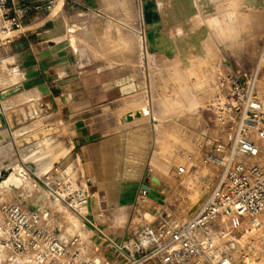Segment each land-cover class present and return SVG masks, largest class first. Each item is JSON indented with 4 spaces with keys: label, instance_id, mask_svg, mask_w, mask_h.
I'll use <instances>...</instances> for the list:
<instances>
[{
    "label": "crops",
    "instance_id": "1",
    "mask_svg": "<svg viewBox=\"0 0 264 264\" xmlns=\"http://www.w3.org/2000/svg\"><path fill=\"white\" fill-rule=\"evenodd\" d=\"M155 1L162 32L172 37L181 55L185 54L181 42L167 31L180 30L178 14H189L192 5L196 7L209 2ZM133 2L57 0L54 8L47 12L45 0H8L9 10L23 13L24 21L14 32V40L0 47V69L8 72L2 71L0 79L12 81L0 86V97L10 93L8 98L0 99V107L8 122L9 113L15 111L11 115L12 122H9L11 128L0 130V170L7 166L13 171L18 166L24 168V159L37 154L35 142L31 138L25 141L31 136V126L36 124L41 144L44 138L49 137L44 127L39 125L41 120L45 121L46 127L60 129L69 147L66 156L80 165L85 176L83 184L94 194L87 208L88 219L117 238L118 225L125 219L127 208L136 205L139 189L145 181L156 176L160 180L157 186L160 191L166 193L171 190L166 178L174 175L176 164L170 153L165 155L159 151V141L165 133L166 118L172 115L170 110L183 102L179 90L176 97L165 95L161 100V110L151 119L145 95L126 97L144 91L149 63L141 40L122 35L118 38L117 35L118 30L130 32L128 36L137 34L131 26L135 19L126 17L135 9ZM231 4H242V7L236 11L226 9L205 13H255L245 5L258 8L264 5V1L245 3V0H231ZM106 25L113 32V39L104 45L96 36ZM182 29L185 30L184 27ZM187 69L191 75L194 74V68ZM225 70L231 71L229 68ZM178 87L183 88L180 83ZM5 101L17 104L7 107ZM21 109L28 112L30 119H22ZM121 109L123 113L119 121L117 112ZM138 111L141 113L139 116L136 115ZM41 114H44V119H36ZM127 114H132L133 119H125ZM62 157L65 156L55 161ZM51 159L54 156L48 148L46 153L33 158L34 161L26 166L32 170L36 163L44 173L51 167ZM28 175L24 178L27 183L24 186L9 188L0 185V190L24 192L25 195L37 191L38 186ZM38 195L44 196L40 199H49L50 205L57 200L44 189L41 194L37 191Z\"/></svg>",
    "mask_w": 264,
    "mask_h": 264
},
{
    "label": "built area",
    "instance_id": "2",
    "mask_svg": "<svg viewBox=\"0 0 264 264\" xmlns=\"http://www.w3.org/2000/svg\"><path fill=\"white\" fill-rule=\"evenodd\" d=\"M56 3L45 0L44 9L50 12ZM23 21V13L11 12L8 0H0V47L14 40ZM263 66L264 39L252 71H219L218 91L203 108L205 126L197 139L201 164L214 171L184 223H144L133 235L117 238L88 219L94 194L84 186L83 171L72 157L54 161L44 173L36 163L30 170L23 162L42 189L82 216L97 240L61 234L54 212L28 199L2 202L0 264H237L223 247L231 241L228 236L264 229V103L257 91ZM7 125L10 127L0 107V128ZM207 142L214 145L207 149ZM184 158L173 176L183 177L195 167L192 155ZM10 170V166L0 170V185ZM159 183L156 176L145 181L136 205L164 201L166 193L157 188ZM27 197L33 200L32 194Z\"/></svg>",
    "mask_w": 264,
    "mask_h": 264
},
{
    "label": "rangeland",
    "instance_id": "3",
    "mask_svg": "<svg viewBox=\"0 0 264 264\" xmlns=\"http://www.w3.org/2000/svg\"><path fill=\"white\" fill-rule=\"evenodd\" d=\"M207 1L209 2L208 4H197L196 7L192 5L191 13L189 14H178L177 22L180 30L167 31L171 35L174 34L176 40L181 42L182 50L185 54L181 55L179 51H176L174 55L166 57L163 54L148 51L145 46V36L148 27L142 18L143 0H134L133 4L135 9L133 13L126 14V17L129 19H135V23L131 24V26L137 34L131 33V36H128L130 32L117 31L118 38L122 35L132 40H141L144 44L143 50L149 58L146 74L147 83L145 84L144 91L126 97L131 98L137 95H145L147 107L152 119L161 110V100L165 95L176 97V91H181L179 96L183 102L178 108L171 109L170 112L172 115L166 118L165 133L159 141V151L165 155L170 153L174 157L176 165L185 163L184 157L186 155H192V164L195 165L193 170H190L183 177L170 176L166 178L171 186V190L170 192H166L164 201H148L145 205L140 204L128 207L124 217L125 219L118 225V238L133 235L139 226L144 223L152 222L158 225L171 226L182 224L188 219L189 208L197 202L200 198L199 196L208 188L214 171L212 167L201 164V152L198 149L199 143L197 139L199 138L198 133L205 126V112L203 108L218 91L219 71L229 68L233 72L245 73L252 71L256 65L259 50L264 39V8L262 7L264 5H260V8L245 5L246 8L256 12L237 14L243 25V32L238 40L233 41L231 39L232 33L230 31L231 22L229 20V14H210L205 12L226 9L236 11L242 4L232 6L231 0ZM252 1L245 0V3ZM229 2L230 4H228ZM213 17L216 18V23L212 27H209L207 23H201V21H208ZM131 22L129 21V23ZM183 27L185 30L182 29ZM96 38L100 40L101 44L106 45L109 40L113 39V32L106 25ZM119 49L120 47H117V50ZM188 67L194 68V74L191 75L189 73ZM2 71L8 73L6 70L0 69V78ZM10 82L12 81H2L0 79V86L1 84H8ZM179 83L182 84L183 88L178 87ZM183 91H187L186 94H182ZM257 91L260 99L264 103V66L258 76ZM4 104L9 107L17 104V102L11 103L5 101ZM21 113H23V120L30 119V115L24 109H21ZM122 113L123 109L117 112L119 121ZM12 114H15V111L14 113H9V122H12ZM16 115L19 116L18 112H16ZM41 115L36 119L45 117L44 114ZM27 123L29 122H25V124ZM45 124L44 120H41L39 124L49 133V137L44 138L42 144L38 142V133L35 130L36 124L31 126V136L25 138V141L31 138L35 142V151H37L34 157L28 160L24 159L26 165H30V161L33 158L46 153L48 148L51 149V153L54 156V159H51L52 163L58 158H61V156H66V149H69V147L64 142L60 129L53 126L46 127ZM180 125L181 127H179ZM10 128L7 125L1 127L0 130ZM50 133L53 134L51 135L54 136L53 138L50 137ZM20 145L23 146L24 143L21 141ZM205 145L207 149H210L214 144L207 142ZM189 166L190 164H188ZM38 170L41 172L39 166ZM10 171L12 172L13 169ZM28 176L38 186L39 189L37 191L41 194L43 189L39 183L31 175ZM37 191L29 193L32 194L33 198V200H29L27 197L28 194L25 195L24 192H5L0 190V222L3 220L1 210L2 202L24 201L28 199V202H33L37 207L42 205L54 212L57 220L56 223L59 224L61 234L65 232L68 224L70 226L73 225L74 220L76 224L79 223V231L72 232L83 236H94L96 238L89 225L84 223L75 212L68 209L61 202L58 203L56 208L50 207L49 199H40L44 198V196L38 195L37 197ZM146 213H150L151 215L147 216ZM262 217L264 219V213ZM62 222H64L63 228L60 225ZM242 233L230 234L228 237L231 241L223 243V247L230 251L237 264H264V229L255 232L244 231Z\"/></svg>",
    "mask_w": 264,
    "mask_h": 264
},
{
    "label": "bare ground",
    "instance_id": "4",
    "mask_svg": "<svg viewBox=\"0 0 264 264\" xmlns=\"http://www.w3.org/2000/svg\"><path fill=\"white\" fill-rule=\"evenodd\" d=\"M142 12H143V20L148 27V30L145 36V42H146V47L148 51L160 52L167 57L174 55L177 51V48L174 46L172 37L164 34L161 30V20H160V15L157 10L156 1L155 0H143ZM35 114L38 115V112H36ZM136 115L139 116L141 115V113L138 111ZM125 119L127 120L133 119L132 114H127L125 116ZM27 175H28V172L24 168L18 166L17 168L14 169V171L6 175L1 185L5 187H9V188H19L27 184L24 179L25 177H27ZM55 202L56 204L50 205V207L56 208L58 203H60L58 200H56ZM76 214L82 219V216L80 214L78 213ZM78 224L79 223L76 224L74 222L72 226L68 224L63 234L64 235L76 234V232H72V231H79Z\"/></svg>",
    "mask_w": 264,
    "mask_h": 264
},
{
    "label": "clouds",
    "instance_id": "5",
    "mask_svg": "<svg viewBox=\"0 0 264 264\" xmlns=\"http://www.w3.org/2000/svg\"><path fill=\"white\" fill-rule=\"evenodd\" d=\"M229 20H230V31L232 33L231 39L236 41L240 38L243 32V25L240 22L237 14L235 12L229 13ZM202 24L207 23L209 27H212L216 23V18L213 17L208 21H201Z\"/></svg>",
    "mask_w": 264,
    "mask_h": 264
},
{
    "label": "water",
    "instance_id": "6",
    "mask_svg": "<svg viewBox=\"0 0 264 264\" xmlns=\"http://www.w3.org/2000/svg\"><path fill=\"white\" fill-rule=\"evenodd\" d=\"M0 139H1V134H0ZM151 192L154 194V195H156V196H158L159 194L156 192V191H154V190H151ZM161 198H163V196H160ZM157 199V198H156Z\"/></svg>",
    "mask_w": 264,
    "mask_h": 264
}]
</instances>
